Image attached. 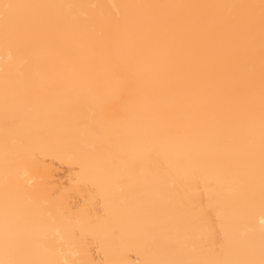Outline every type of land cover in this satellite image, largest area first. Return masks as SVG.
I'll return each instance as SVG.
<instances>
[{"label": "bare ground", "instance_id": "bare-ground-1", "mask_svg": "<svg viewBox=\"0 0 264 264\" xmlns=\"http://www.w3.org/2000/svg\"><path fill=\"white\" fill-rule=\"evenodd\" d=\"M0 262L262 264L264 0H0Z\"/></svg>", "mask_w": 264, "mask_h": 264}, {"label": "snow or ice", "instance_id": "snow-or-ice-1", "mask_svg": "<svg viewBox=\"0 0 264 264\" xmlns=\"http://www.w3.org/2000/svg\"><path fill=\"white\" fill-rule=\"evenodd\" d=\"M264 6V5H262ZM23 7H27L25 5H18V4H11V3H4L0 5V18H2L5 23L9 21V19L13 16V10L20 9ZM262 224H264V220L261 221ZM0 264H4V262H0ZM67 264V262H66ZM264 264V262H262Z\"/></svg>", "mask_w": 264, "mask_h": 264}]
</instances>
